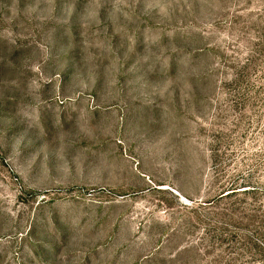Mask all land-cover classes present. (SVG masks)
Returning a JSON list of instances; mask_svg holds the SVG:
<instances>
[{
    "label": "rangeland",
    "instance_id": "374dc122",
    "mask_svg": "<svg viewBox=\"0 0 264 264\" xmlns=\"http://www.w3.org/2000/svg\"><path fill=\"white\" fill-rule=\"evenodd\" d=\"M0 264H264V0H0Z\"/></svg>",
    "mask_w": 264,
    "mask_h": 264
}]
</instances>
